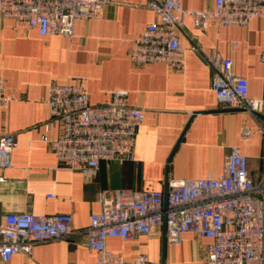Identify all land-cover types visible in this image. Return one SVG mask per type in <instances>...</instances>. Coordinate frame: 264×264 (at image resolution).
I'll return each instance as SVG.
<instances>
[{"label": "crops", "instance_id": "1", "mask_svg": "<svg viewBox=\"0 0 264 264\" xmlns=\"http://www.w3.org/2000/svg\"><path fill=\"white\" fill-rule=\"evenodd\" d=\"M101 17L79 20L72 39L40 37L24 23L0 14V76L12 101L0 109V134L14 137L13 167L0 172V220L9 213L38 216L70 215L77 231L68 239L37 244L30 255L19 253L0 264H96L85 245L93 214L101 199L117 191L166 190L171 179L218 177L225 171L233 146L248 157L256 182L264 173V116L224 108L213 90V55L233 61V71L249 82V95L264 99V17L248 27H217L199 31L189 16L177 31L185 53L178 72L163 64L134 66L132 41L158 16L150 0H108ZM163 1V0H158ZM184 10H212L215 0H181ZM81 81L93 105L109 102L116 90L129 92V104L145 111L138 127L134 160L102 161L98 176L86 180L61 168L42 138L50 117L49 86ZM244 129L250 132L243 136ZM61 130L53 126L51 137ZM50 196H53L50 198ZM208 239L191 233L179 245L165 239L162 226L151 235L127 240L111 238L107 247L133 261L139 254L161 264H204Z\"/></svg>", "mask_w": 264, "mask_h": 264}, {"label": "built area", "instance_id": "2", "mask_svg": "<svg viewBox=\"0 0 264 264\" xmlns=\"http://www.w3.org/2000/svg\"><path fill=\"white\" fill-rule=\"evenodd\" d=\"M108 3L0 0V14L6 20L24 23L40 37L72 39L77 21L101 17ZM147 7L158 21L132 41L130 61L137 67L163 64L178 72L185 68V53L177 34L185 16L199 31H206L211 24L248 27L253 18L264 17V0H215L214 9L202 11L184 10L181 0H150ZM207 61L215 71L213 90L224 108L264 116V99L250 97L248 79L234 73L231 59L213 55ZM12 100L0 76V109ZM47 104L50 117L44 123L42 140L61 168L92 180L98 176L102 161L123 164L134 160L137 130L145 111L129 104L128 91L116 90L109 102L93 105L81 81L54 82L48 89ZM53 126L61 130L57 138L49 135ZM249 135L244 129L243 136ZM14 146V137L0 134V172L13 167ZM101 203L102 211L92 215L90 227L83 231L85 245L96 254V264H161L146 254L127 261L109 250L107 241L151 235L162 226L172 245H179L185 233L208 239L204 264H264V173L256 182L248 157L237 146L231 148L225 171L218 177L171 179L162 191L121 190ZM76 233L70 215L6 214L0 220L1 260L7 263L19 253L30 255L37 244L68 239Z\"/></svg>", "mask_w": 264, "mask_h": 264}]
</instances>
